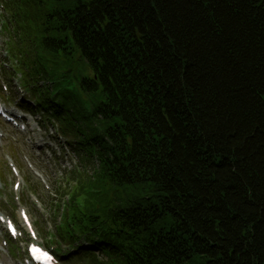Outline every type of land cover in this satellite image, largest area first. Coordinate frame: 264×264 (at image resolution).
<instances>
[{
	"label": "trees",
	"instance_id": "trees-1",
	"mask_svg": "<svg viewBox=\"0 0 264 264\" xmlns=\"http://www.w3.org/2000/svg\"><path fill=\"white\" fill-rule=\"evenodd\" d=\"M24 1L20 73L100 147L67 238L109 245L91 264H264V0Z\"/></svg>",
	"mask_w": 264,
	"mask_h": 264
},
{
	"label": "rangeland",
	"instance_id": "rangeland-1",
	"mask_svg": "<svg viewBox=\"0 0 264 264\" xmlns=\"http://www.w3.org/2000/svg\"><path fill=\"white\" fill-rule=\"evenodd\" d=\"M4 41L5 37L0 38V48H2ZM27 123L29 126V133L27 135H18L15 130L6 128L5 141L3 140L4 142L0 144V170L4 171L6 156L12 157L21 171H23V175L30 187L34 189L42 203L45 204L48 212H51V198L43 191L40 179L32 175L33 173L28 167V161L32 162L34 169L46 178L52 188H55L56 182L63 178L65 170L71 169L72 165L75 164L74 160H76L77 166L78 158L74 153V156L68 154V157L64 158V154L60 148V146L64 145V141H60L59 144L55 140V133L52 128L47 131L41 129L38 118L29 117ZM9 144L13 145L14 151L6 148ZM36 144L45 146L46 148L40 150L36 147ZM95 167H97L96 161L92 163V172ZM2 180L3 182H7L5 194L9 196L12 190L10 181L13 178L8 169L5 170V176ZM23 188L26 191L27 187L22 185ZM0 195H4V193L0 191ZM0 248H2L0 249V264H22L24 254L22 249L16 251L14 255L9 249L3 248L1 243Z\"/></svg>",
	"mask_w": 264,
	"mask_h": 264
},
{
	"label": "snow or ice",
	"instance_id": "snow-or-ice-1",
	"mask_svg": "<svg viewBox=\"0 0 264 264\" xmlns=\"http://www.w3.org/2000/svg\"><path fill=\"white\" fill-rule=\"evenodd\" d=\"M34 252H38V250H33ZM38 255H44L46 258H49L50 259V257H47V255L45 254V253H38Z\"/></svg>",
	"mask_w": 264,
	"mask_h": 264
}]
</instances>
